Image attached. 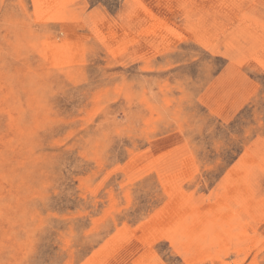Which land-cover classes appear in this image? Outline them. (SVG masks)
I'll list each match as a JSON object with an SVG mask.
<instances>
[{
    "label": "rangeland",
    "instance_id": "obj_1",
    "mask_svg": "<svg viewBox=\"0 0 264 264\" xmlns=\"http://www.w3.org/2000/svg\"><path fill=\"white\" fill-rule=\"evenodd\" d=\"M0 264H264V0H0Z\"/></svg>",
    "mask_w": 264,
    "mask_h": 264
}]
</instances>
